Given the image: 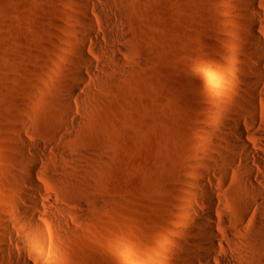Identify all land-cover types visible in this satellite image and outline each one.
I'll use <instances>...</instances> for the list:
<instances>
[{"label":"rangeland","instance_id":"obj_1","mask_svg":"<svg viewBox=\"0 0 264 264\" xmlns=\"http://www.w3.org/2000/svg\"><path fill=\"white\" fill-rule=\"evenodd\" d=\"M263 1L257 16L243 0H0V264H176L186 202L202 207L188 183L222 144L251 77L250 43L237 32L248 15L264 41ZM102 2L122 62L95 48L107 66H81L98 78L67 106L82 5ZM87 16L99 20L91 8ZM34 155L43 193L27 179ZM227 179L218 192L240 213ZM26 192L37 194L35 210ZM247 244L264 260V243Z\"/></svg>","mask_w":264,"mask_h":264},{"label":"bare ground","instance_id":"obj_2","mask_svg":"<svg viewBox=\"0 0 264 264\" xmlns=\"http://www.w3.org/2000/svg\"><path fill=\"white\" fill-rule=\"evenodd\" d=\"M263 2L262 6H264ZM243 3L249 11L256 13L257 16L262 15L257 11L258 5L261 4L260 0H243ZM89 8L96 12L98 21L87 16ZM107 9L106 2H102L101 5L93 3L82 5L86 28L79 37L78 47L74 49L73 64L76 70L72 78L76 83L69 86L64 93L67 106L69 99L81 97L80 83H92L98 78L97 74L85 73L80 67L102 69L107 66V62L97 54L95 48L103 49L110 62L116 65L122 62L116 54L122 49V45L114 42V39L119 37V32L113 30L102 16ZM99 27H104L107 31L101 32ZM260 28L259 20L247 15L245 29L237 32L250 43L244 45L249 55V62L243 69L251 74V77L244 81L246 92L238 111L222 124L224 129L221 132L222 144L209 159L202 162V168L195 171L197 177L188 183L191 192L200 195L202 207H196L195 201L190 199L186 202L181 229L185 238L179 241L182 250L176 264H261L264 262L263 258L254 254L247 244V241L252 245L264 243V98L260 96L264 91V41L261 38ZM87 48H92L95 52L96 62L89 55ZM86 90L90 91L88 85ZM67 116H70L68 109L65 111V117ZM20 142L23 143L24 140L21 138ZM25 144L38 151H45L39 144L29 145L27 141ZM57 152L61 154V157L65 153L64 150H57ZM65 154L62 158L66 156ZM240 154L245 156L241 157ZM29 160L27 179L37 191L42 192V187L33 179L37 170V157L34 155ZM228 173L233 175L231 180L233 184L228 189L235 192L240 201L243 207L240 213H234L225 208L223 196L218 192L227 187ZM18 178L19 181L24 182L25 178L22 176ZM23 197L32 205L33 210L37 208L39 199L35 192H26ZM53 206L58 208L56 204ZM19 211H23L38 233L39 244L42 246L46 243L45 239L43 240L42 225L32 211L24 209ZM250 213L253 221L250 224V234L245 236L243 231L248 226L247 220Z\"/></svg>","mask_w":264,"mask_h":264}]
</instances>
